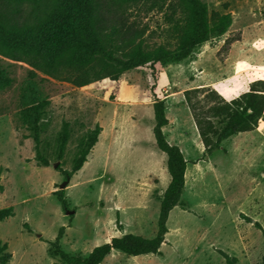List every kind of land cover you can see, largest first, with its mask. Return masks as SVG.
<instances>
[{"label": "rangeland", "instance_id": "374dc122", "mask_svg": "<svg viewBox=\"0 0 264 264\" xmlns=\"http://www.w3.org/2000/svg\"><path fill=\"white\" fill-rule=\"evenodd\" d=\"M101 1L109 5L108 22L122 26L127 36L141 34L150 47L174 45L170 29L179 13L173 0H145L132 7ZM202 1L210 12L232 15L229 31L180 64L157 66V94L167 103L169 120L164 132L189 161L182 206L170 212L161 256L113 251L102 264H227L222 253L236 257L237 264H263L264 119L254 131L208 151L184 92L205 88L231 101L264 81V0ZM0 66L14 79L0 91V209H14L13 217L0 222V244L7 243L12 255L8 264H61L49 250L62 227L64 248L85 255L124 234L153 238L171 177L167 155L153 134L150 69L81 88L40 74L51 101L41 137L51 164L43 166L19 118L20 89L31 68L1 56ZM205 95L193 97L199 113L212 103ZM64 122L71 137L59 160L57 139ZM97 125L102 132L88 161L66 177L62 171L71 170L80 139ZM64 183L65 207L55 195Z\"/></svg>", "mask_w": 264, "mask_h": 264}, {"label": "trees", "instance_id": "16d2710c", "mask_svg": "<svg viewBox=\"0 0 264 264\" xmlns=\"http://www.w3.org/2000/svg\"><path fill=\"white\" fill-rule=\"evenodd\" d=\"M113 1L119 7H132L145 0ZM172 7L179 13L170 29L174 45L150 47L141 34L129 37L122 26L109 23V5L101 0H0V56L31 68L20 89L19 118L29 132L28 137L34 140L36 160L43 166L51 164L41 150L43 123L51 101L37 79L40 74L81 88L106 78L116 81L128 71L142 68L151 71L153 134L157 148L167 155L171 177L162 194L157 234L153 238L135 234L113 237L85 255L64 248L62 227L49 250V255L58 258L61 264H102L113 251L128 256L162 255L170 212L182 206L189 161L178 145L168 141L164 132L169 120L167 103L157 94L160 75L157 66L180 64L192 58L204 44L225 35L233 23L230 13L210 12L202 0H173ZM13 82L8 69L0 66V91L10 88ZM204 89L187 90L184 95L206 150L220 148L222 142L254 131L264 119V81L252 83L248 92L231 101L214 90ZM200 94H206L204 98L212 102L207 111L201 113L193 103V97ZM101 132L102 128L97 125L80 139L71 170L62 171L66 177H72L83 168ZM70 137V124L64 122L57 139L59 160ZM3 190L0 183V193ZM55 195L63 207L67 206L65 189ZM13 216V207L0 209V222ZM222 255L227 264H237L236 257ZM11 258L8 244L1 243L0 264H8Z\"/></svg>", "mask_w": 264, "mask_h": 264}, {"label": "water", "instance_id": "95a60500", "mask_svg": "<svg viewBox=\"0 0 264 264\" xmlns=\"http://www.w3.org/2000/svg\"><path fill=\"white\" fill-rule=\"evenodd\" d=\"M65 186H66V183H64V184L61 186V190H63V189L65 188ZM74 213H75V211L66 210V214H67V215H72V214H74Z\"/></svg>", "mask_w": 264, "mask_h": 264}, {"label": "bare ground", "instance_id": "6f19581e", "mask_svg": "<svg viewBox=\"0 0 264 264\" xmlns=\"http://www.w3.org/2000/svg\"><path fill=\"white\" fill-rule=\"evenodd\" d=\"M84 173V172H83ZM185 179H186V174H185ZM153 255V254H152ZM141 257V256H140ZM143 257V256H142ZM144 257H145V255H144Z\"/></svg>", "mask_w": 264, "mask_h": 264}, {"label": "crops", "instance_id": "0c3cea01", "mask_svg": "<svg viewBox=\"0 0 264 264\" xmlns=\"http://www.w3.org/2000/svg\"><path fill=\"white\" fill-rule=\"evenodd\" d=\"M111 239H109L107 242H110Z\"/></svg>", "mask_w": 264, "mask_h": 264}]
</instances>
